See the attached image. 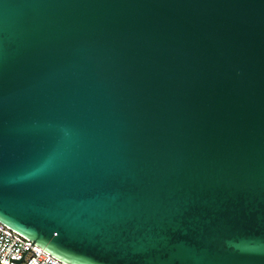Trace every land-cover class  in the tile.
Returning <instances> with one entry per match:
<instances>
[{"label": "water", "instance_id": "water-1", "mask_svg": "<svg viewBox=\"0 0 264 264\" xmlns=\"http://www.w3.org/2000/svg\"><path fill=\"white\" fill-rule=\"evenodd\" d=\"M0 222L68 264H264V0H0Z\"/></svg>", "mask_w": 264, "mask_h": 264}, {"label": "built area", "instance_id": "built-area-1", "mask_svg": "<svg viewBox=\"0 0 264 264\" xmlns=\"http://www.w3.org/2000/svg\"><path fill=\"white\" fill-rule=\"evenodd\" d=\"M31 243L29 238L0 222V264H16L11 258H20L26 249L19 264H68Z\"/></svg>", "mask_w": 264, "mask_h": 264}]
</instances>
